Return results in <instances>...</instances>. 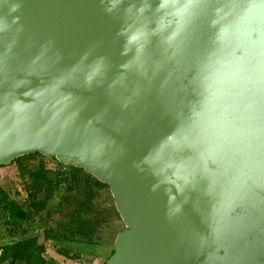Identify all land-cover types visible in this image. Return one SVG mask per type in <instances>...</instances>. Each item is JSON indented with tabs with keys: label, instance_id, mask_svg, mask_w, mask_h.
Returning <instances> with one entry per match:
<instances>
[{
	"label": "water",
	"instance_id": "95a60500",
	"mask_svg": "<svg viewBox=\"0 0 264 264\" xmlns=\"http://www.w3.org/2000/svg\"><path fill=\"white\" fill-rule=\"evenodd\" d=\"M33 154L108 187L104 264H264V0H0V167Z\"/></svg>",
	"mask_w": 264,
	"mask_h": 264
},
{
	"label": "trees",
	"instance_id": "16d2710c",
	"mask_svg": "<svg viewBox=\"0 0 264 264\" xmlns=\"http://www.w3.org/2000/svg\"><path fill=\"white\" fill-rule=\"evenodd\" d=\"M2 168H13L17 180L0 188V264H56L45 256L50 245L58 255L79 261L78 253L57 245L98 246L101 233L121 221L108 187L81 169L39 154ZM52 215L55 223L41 224ZM38 224L45 226L42 233L29 236Z\"/></svg>",
	"mask_w": 264,
	"mask_h": 264
},
{
	"label": "rangeland",
	"instance_id": "374dc122",
	"mask_svg": "<svg viewBox=\"0 0 264 264\" xmlns=\"http://www.w3.org/2000/svg\"><path fill=\"white\" fill-rule=\"evenodd\" d=\"M49 164V163H48ZM15 170L13 168H2L0 169V188H5L10 182L16 181L14 175ZM57 217L52 215L50 219L45 220L43 223L46 227L55 223ZM38 224L34 226L33 230L29 231V236H38L42 233L44 227ZM124 228L121 221H113L109 227H107L103 233H101L102 241H97L100 245L83 249L76 245H57L59 248H69L72 251L78 253L81 256L79 261H70L60 255H58L55 249L50 245L46 251V258L53 260L56 264H103V262L110 256L113 250V242L117 234ZM0 244L2 242L0 241Z\"/></svg>",
	"mask_w": 264,
	"mask_h": 264
},
{
	"label": "clouds",
	"instance_id": "9594fccd",
	"mask_svg": "<svg viewBox=\"0 0 264 264\" xmlns=\"http://www.w3.org/2000/svg\"><path fill=\"white\" fill-rule=\"evenodd\" d=\"M20 5L19 4H15L12 7V11H17L19 9Z\"/></svg>",
	"mask_w": 264,
	"mask_h": 264
}]
</instances>
